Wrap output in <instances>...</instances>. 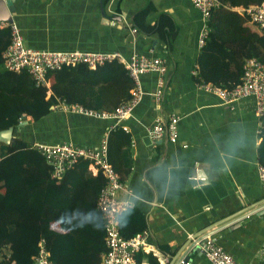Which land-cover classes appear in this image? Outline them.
<instances>
[{
	"label": "crops",
	"instance_id": "crops-1",
	"mask_svg": "<svg viewBox=\"0 0 264 264\" xmlns=\"http://www.w3.org/2000/svg\"><path fill=\"white\" fill-rule=\"evenodd\" d=\"M245 1L219 0L214 9L219 13L214 16L212 46L207 48L208 56L203 62L211 82L223 80L229 85L230 81L241 80L242 64L247 58L243 55L264 51V31L246 13L247 6L257 4L245 5ZM13 3L14 21L29 47L118 52L122 63L138 53L161 57L167 64L160 103L154 96L158 74L147 72L140 77L141 101L130 116L119 122L73 111L60 101L38 121L24 116L14 138L33 146L71 141L97 148L106 136L109 144L111 132L120 126L129 135L130 144H122L113 135L109 159L125 183L119 196L134 204L132 212L122 214L123 227L131 232L143 224L140 232H148L150 249L143 252L152 253L160 264H173L180 254L183 258L188 256L190 264H212L194 246L195 239L211 233L240 264H264V184L258 170L264 164V117L258 115L252 96L227 104L198 86L199 78L204 77L202 48L198 46L202 15L192 0ZM148 7L145 24H156L163 13L170 15L176 29L173 38L168 40L159 32L147 33L135 26L138 12ZM132 27L138 31L133 33ZM196 68L199 76L193 74ZM221 74L225 75L222 79ZM110 76L105 72L101 78ZM99 82L89 85L97 89L108 84ZM56 83L63 81L58 73H53L43 85L47 98ZM109 87L104 100L97 102L104 108L113 106L109 99L113 98L115 85ZM171 114L180 117L178 141L173 143L166 135L154 139L150 126L157 117ZM197 166L206 177L201 183L191 178ZM86 175L97 176L98 172L89 167ZM89 214L88 207L78 205L74 218L84 220ZM97 228V222H93L91 229L85 230L87 244L81 246L82 252L98 251L101 240L99 243ZM58 230L66 233L69 228L63 224ZM140 258L141 264H151L146 256ZM87 260L75 256L73 262Z\"/></svg>",
	"mask_w": 264,
	"mask_h": 264
},
{
	"label": "trees",
	"instance_id": "trees-1",
	"mask_svg": "<svg viewBox=\"0 0 264 264\" xmlns=\"http://www.w3.org/2000/svg\"><path fill=\"white\" fill-rule=\"evenodd\" d=\"M261 2L262 0H247L244 4ZM149 10L148 7L138 12L135 26L147 33L159 32L168 40L173 38L176 29L171 16L163 13L156 24L147 25L145 19ZM217 13L219 12L215 10L212 12L209 40L202 48L200 57L201 77L204 76L202 78H206L204 80L208 82L211 81L203 62L208 56L207 48L212 46L211 40L214 36L212 26ZM10 39V27L3 28L0 31V130L11 126L19 127L24 116L38 121L50 113L51 107L60 101L112 112L131 96L134 80L125 64L119 59H113L95 69L77 64L65 65L50 72L48 78L51 74L58 73L63 83L53 84V94L47 98L43 85H37L27 71L16 73L6 69L2 53ZM243 56L245 58L254 56L264 62V51L261 50H253ZM105 72H109L111 76L103 79L101 76ZM220 76V79L225 77L223 74ZM99 81L108 84H103L97 89L89 85L91 82L100 83ZM239 81L234 83L230 81L232 84L229 85H227L229 82L225 83L223 80L213 83L231 86ZM113 84L114 95L109 99L113 106L104 108L97 102L104 100V93L109 91V86ZM113 135L118 137L122 144H130L129 135L120 126H116L109 137V153ZM89 165L88 159H81L61 178H55L43 153L32 144L19 137L14 138L9 144L0 143V186L4 189L2 191L0 187V264H31L43 238L47 242L52 264H75L73 262L75 256L82 260L88 259L80 264H102L101 253L106 252L107 247L104 241V222L96 202L106 178L101 171L97 176L86 175ZM78 205L90 209L89 216L84 220L74 218V211ZM124 216L121 217V230L126 238L143 230L144 225L138 224L131 232H126L122 222ZM93 222H97V236L99 243L101 240V246L95 254H89L82 252L81 246L87 244L85 230H90ZM63 224L68 225L69 230L66 233L58 230V226ZM142 255L146 256L151 264H160L152 253L142 250L135 255L138 262L141 261Z\"/></svg>",
	"mask_w": 264,
	"mask_h": 264
},
{
	"label": "built area",
	"instance_id": "built-area-1",
	"mask_svg": "<svg viewBox=\"0 0 264 264\" xmlns=\"http://www.w3.org/2000/svg\"><path fill=\"white\" fill-rule=\"evenodd\" d=\"M192 2L202 15L198 46L203 48L211 30L212 12L220 3L219 0H192ZM246 13L264 31V0L257 5L248 6ZM112 23L115 24V21ZM5 27L11 29L10 42L2 53L6 69L16 73L27 71L37 85H44L48 81L50 72L59 70L65 65L84 64L95 69L107 61L121 57L118 52L36 49L25 44L21 29L15 21L1 20L0 31ZM131 31L135 33L138 29L132 27ZM124 64L134 80V86L130 91V98L121 103L114 111H98L79 104H67L65 102L63 104L73 111L93 117L115 118L119 122L130 116L133 109L141 101L143 92L140 77L147 72L158 74V85L154 96L156 102H162L166 85V62L161 57L134 53ZM193 74L199 76V69L196 68ZM198 86L205 91L215 93L227 104L243 97L252 96L256 100L258 115L264 117V62L257 57L252 56L244 60L242 77L236 84L222 86L199 78ZM179 120L180 117L177 114H171L167 118L157 117L149 128L150 135L154 139H160L166 135L171 142H177ZM34 146L45 156L47 163L52 168V176L55 178H61L69 168L74 167L81 159H88L89 167L103 173L106 183L102 187L96 202V207L104 222L107 247V251L102 257V264H141L136 260L135 255L138 251L150 249L148 232L143 231L130 238L124 237L121 232V215L132 209L134 204L119 196V192L124 189L125 183L109 159L107 136L97 148L79 146L71 141L56 144L36 143ZM258 170L259 177L264 184V164H260ZM191 178L192 181L198 183L206 179L200 173L198 166L195 167L194 175ZM194 243V246L199 248L212 264H240L216 242V238L211 233L200 239H195ZM183 263L182 257L175 264ZM31 264H52L50 251L44 238L40 240L39 251Z\"/></svg>",
	"mask_w": 264,
	"mask_h": 264
},
{
	"label": "water",
	"instance_id": "water-1",
	"mask_svg": "<svg viewBox=\"0 0 264 264\" xmlns=\"http://www.w3.org/2000/svg\"><path fill=\"white\" fill-rule=\"evenodd\" d=\"M13 2L14 0H0V21L1 20H6L9 22L14 21L13 14L15 13V7ZM15 134H16V128L14 126L0 130V143H6V144L11 143L15 137ZM191 240L189 242H192ZM180 256L181 254L176 258L174 262H177L182 257ZM183 260H184L183 264H190V258L188 256L183 258Z\"/></svg>",
	"mask_w": 264,
	"mask_h": 264
},
{
	"label": "bare ground",
	"instance_id": "bare-ground-1",
	"mask_svg": "<svg viewBox=\"0 0 264 264\" xmlns=\"http://www.w3.org/2000/svg\"><path fill=\"white\" fill-rule=\"evenodd\" d=\"M121 232H122V230H121ZM141 233V232H140ZM138 234V233H137ZM125 237V236H124ZM185 258V257H184ZM137 260V259H136ZM178 262V261H177ZM140 263V262H139ZM176 262H174L173 264H175Z\"/></svg>",
	"mask_w": 264,
	"mask_h": 264
}]
</instances>
